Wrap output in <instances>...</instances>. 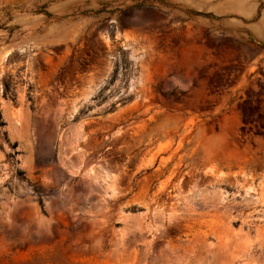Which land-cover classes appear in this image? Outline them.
<instances>
[{
    "label": "rangeland",
    "instance_id": "1",
    "mask_svg": "<svg viewBox=\"0 0 264 264\" xmlns=\"http://www.w3.org/2000/svg\"><path fill=\"white\" fill-rule=\"evenodd\" d=\"M0 264H264V0H0Z\"/></svg>",
    "mask_w": 264,
    "mask_h": 264
},
{
    "label": "trees",
    "instance_id": "2",
    "mask_svg": "<svg viewBox=\"0 0 264 264\" xmlns=\"http://www.w3.org/2000/svg\"><path fill=\"white\" fill-rule=\"evenodd\" d=\"M11 91V81L5 83V95L7 96V92Z\"/></svg>",
    "mask_w": 264,
    "mask_h": 264
}]
</instances>
